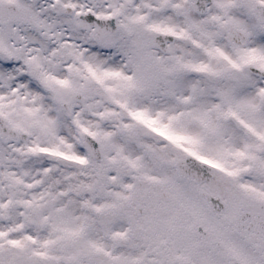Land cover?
Wrapping results in <instances>:
<instances>
[{
    "label": "snow or ice",
    "instance_id": "1",
    "mask_svg": "<svg viewBox=\"0 0 264 264\" xmlns=\"http://www.w3.org/2000/svg\"><path fill=\"white\" fill-rule=\"evenodd\" d=\"M0 264H264V0H0Z\"/></svg>",
    "mask_w": 264,
    "mask_h": 264
}]
</instances>
